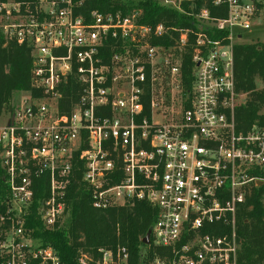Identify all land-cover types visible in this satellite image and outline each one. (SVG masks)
<instances>
[{
    "label": "built area",
    "instance_id": "built-area-1",
    "mask_svg": "<svg viewBox=\"0 0 264 264\" xmlns=\"http://www.w3.org/2000/svg\"><path fill=\"white\" fill-rule=\"evenodd\" d=\"M157 1L194 28L144 24L140 9L83 14L84 0H0V34L29 47L38 92L28 91L0 125V264H64L28 221L61 228L79 170L96 210L136 201L156 208L145 245L163 253L148 257L142 248L136 264H236L237 211L252 188L264 187V128L235 129L232 48L264 2ZM189 35L192 84L184 92L180 53ZM71 77L80 87L74 102L63 95ZM163 82L178 92L174 111L158 95ZM74 264L132 263L116 246L80 249Z\"/></svg>",
    "mask_w": 264,
    "mask_h": 264
},
{
    "label": "trees",
    "instance_id": "trees-1",
    "mask_svg": "<svg viewBox=\"0 0 264 264\" xmlns=\"http://www.w3.org/2000/svg\"><path fill=\"white\" fill-rule=\"evenodd\" d=\"M262 7V4H257ZM132 9L142 12L140 22L155 24L163 22L174 27L194 28V20L176 11L162 8L157 0H84L80 8L83 14L88 11L127 13ZM212 14L217 12L212 9ZM177 36V33H173ZM157 42V41H154ZM165 47L173 45V40H158ZM193 39L189 35L187 47L180 53L181 85L184 92L191 89ZM235 91L240 95L234 111L235 129L247 131L253 126L264 128V43H237L232 48ZM30 49L24 44L6 40L0 34V115L11 110L13 93L19 91L38 92L32 86ZM260 84V87L258 86ZM79 84L75 78L68 79L64 87V98L76 101ZM144 112L148 113V95L143 100ZM184 107L189 106L186 100ZM61 111H67L61 109ZM82 170L76 172L67 194L66 204L69 216L63 226L56 230H46L34 215L28 225L37 228L36 235L44 244L53 245L64 264H74L78 251L92 253L99 247H125L132 264L140 258L142 248L147 249L148 257L162 254V249L142 242L143 237L156 219L157 210L145 201L107 210L91 207L90 197L81 182ZM46 193L47 182L36 181ZM7 195L4 171L0 165V211L4 208ZM39 195L36 198L41 197ZM236 229L239 243L236 264H264V187L252 188L251 194L240 206L236 215Z\"/></svg>",
    "mask_w": 264,
    "mask_h": 264
},
{
    "label": "rangeland",
    "instance_id": "rangeland-1",
    "mask_svg": "<svg viewBox=\"0 0 264 264\" xmlns=\"http://www.w3.org/2000/svg\"><path fill=\"white\" fill-rule=\"evenodd\" d=\"M262 2H264V0H262ZM262 10L261 13H259L260 15L252 22V27L250 28V30L244 32L242 34V37L240 40H238V43H264V3H262ZM258 86L260 87V84H258ZM170 89V87H167L165 82L161 83V85H159L157 87L158 92H160V94H158L160 96L161 99H163L165 101V105H169L172 106V110L174 111L176 109V107L178 106V92H168V90ZM28 92L27 91H19V92H15L13 93L11 102H10V106H11V110H5L1 113L0 115V125L3 124V122L5 123L6 121V116L14 109V107H16V105L20 102L21 98L23 96H25ZM170 96L173 97V101H170ZM167 102V103H166ZM156 122H160L161 119L159 117H155L154 119Z\"/></svg>",
    "mask_w": 264,
    "mask_h": 264
},
{
    "label": "water",
    "instance_id": "water-1",
    "mask_svg": "<svg viewBox=\"0 0 264 264\" xmlns=\"http://www.w3.org/2000/svg\"><path fill=\"white\" fill-rule=\"evenodd\" d=\"M149 233H150V230H148V231L146 232L145 236H144L143 239H142V242H143L144 244H148V243H149Z\"/></svg>",
    "mask_w": 264,
    "mask_h": 264
}]
</instances>
